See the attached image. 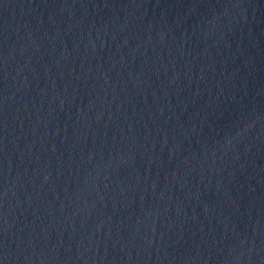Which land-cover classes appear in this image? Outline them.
Segmentation results:
<instances>
[{"label":"water","instance_id":"95a60500","mask_svg":"<svg viewBox=\"0 0 264 264\" xmlns=\"http://www.w3.org/2000/svg\"><path fill=\"white\" fill-rule=\"evenodd\" d=\"M0 264H264V0H0Z\"/></svg>","mask_w":264,"mask_h":264}]
</instances>
